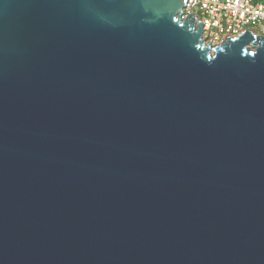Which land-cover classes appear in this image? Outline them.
<instances>
[{
	"label": "water",
	"instance_id": "1",
	"mask_svg": "<svg viewBox=\"0 0 264 264\" xmlns=\"http://www.w3.org/2000/svg\"><path fill=\"white\" fill-rule=\"evenodd\" d=\"M188 0H0V264H264V37Z\"/></svg>",
	"mask_w": 264,
	"mask_h": 264
},
{
	"label": "built area",
	"instance_id": "2",
	"mask_svg": "<svg viewBox=\"0 0 264 264\" xmlns=\"http://www.w3.org/2000/svg\"><path fill=\"white\" fill-rule=\"evenodd\" d=\"M196 14L205 21L203 38L218 45L228 37H237L247 29L264 37V0H188L185 17Z\"/></svg>",
	"mask_w": 264,
	"mask_h": 264
}]
</instances>
